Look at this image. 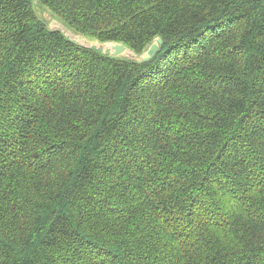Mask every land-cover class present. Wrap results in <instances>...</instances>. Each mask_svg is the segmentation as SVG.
Returning <instances> with one entry per match:
<instances>
[{
    "label": "trees",
    "instance_id": "1",
    "mask_svg": "<svg viewBox=\"0 0 264 264\" xmlns=\"http://www.w3.org/2000/svg\"><path fill=\"white\" fill-rule=\"evenodd\" d=\"M0 0V264H264V0Z\"/></svg>",
    "mask_w": 264,
    "mask_h": 264
},
{
    "label": "water",
    "instance_id": "2",
    "mask_svg": "<svg viewBox=\"0 0 264 264\" xmlns=\"http://www.w3.org/2000/svg\"><path fill=\"white\" fill-rule=\"evenodd\" d=\"M75 40L79 44L91 47L99 52H102L105 55L110 56H120L125 55L126 51L129 49L133 54L131 55H125L131 59L137 60V61H149L152 59L160 49V44H162L163 39L161 37H157L156 40L149 46L148 49H146L142 54H137L132 49L128 48L125 43L122 42H82V37L77 36Z\"/></svg>",
    "mask_w": 264,
    "mask_h": 264
},
{
    "label": "rangeland",
    "instance_id": "3",
    "mask_svg": "<svg viewBox=\"0 0 264 264\" xmlns=\"http://www.w3.org/2000/svg\"><path fill=\"white\" fill-rule=\"evenodd\" d=\"M33 11L37 18L45 23L49 29H59L61 30L68 38L76 39L77 36L82 37V42H98L96 39L88 37L84 34H80L73 29H71L62 19H60L54 12H52L48 7L41 4L38 0H30ZM129 48V47H128ZM122 57H126L120 55ZM129 58V57H127Z\"/></svg>",
    "mask_w": 264,
    "mask_h": 264
},
{
    "label": "bare ground",
    "instance_id": "4",
    "mask_svg": "<svg viewBox=\"0 0 264 264\" xmlns=\"http://www.w3.org/2000/svg\"><path fill=\"white\" fill-rule=\"evenodd\" d=\"M131 54H133V52H131V50H129V49H128V50L126 51V53H125V55H131ZM125 55H124V56H125ZM126 57H127V56H126Z\"/></svg>",
    "mask_w": 264,
    "mask_h": 264
}]
</instances>
